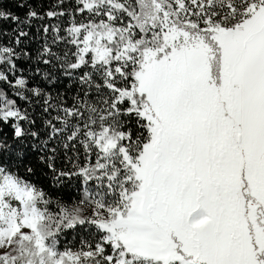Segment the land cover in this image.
I'll list each match as a JSON object with an SVG mask.
<instances>
[{"label":"snow or ice","instance_id":"1","mask_svg":"<svg viewBox=\"0 0 264 264\" xmlns=\"http://www.w3.org/2000/svg\"><path fill=\"white\" fill-rule=\"evenodd\" d=\"M0 264H264V0H0Z\"/></svg>","mask_w":264,"mask_h":264}]
</instances>
